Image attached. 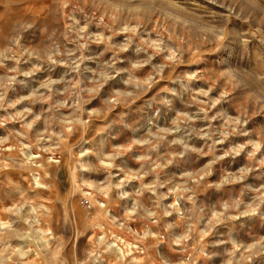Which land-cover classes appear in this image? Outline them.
Masks as SVG:
<instances>
[{"label": "rangeland", "instance_id": "obj_1", "mask_svg": "<svg viewBox=\"0 0 264 264\" xmlns=\"http://www.w3.org/2000/svg\"><path fill=\"white\" fill-rule=\"evenodd\" d=\"M0 264H264V0H0Z\"/></svg>", "mask_w": 264, "mask_h": 264}, {"label": "built area", "instance_id": "obj_2", "mask_svg": "<svg viewBox=\"0 0 264 264\" xmlns=\"http://www.w3.org/2000/svg\"><path fill=\"white\" fill-rule=\"evenodd\" d=\"M82 202L84 205L91 208V203H90V200L88 198L85 197Z\"/></svg>", "mask_w": 264, "mask_h": 264}]
</instances>
